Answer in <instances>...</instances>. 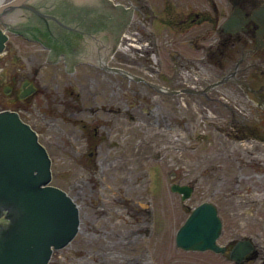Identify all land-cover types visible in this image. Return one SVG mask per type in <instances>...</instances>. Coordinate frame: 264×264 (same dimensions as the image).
<instances>
[{"label":"flooded vegetation","instance_id":"1","mask_svg":"<svg viewBox=\"0 0 264 264\" xmlns=\"http://www.w3.org/2000/svg\"><path fill=\"white\" fill-rule=\"evenodd\" d=\"M7 1L0 2V110L17 112L35 129L52 165L47 143L73 148L72 192L67 191L79 209L77 233L86 215L83 203L91 204L86 223L93 237H102L99 245H107L104 252L90 253L94 264H264V157L252 159L257 165L252 163L251 171L241 170L248 161L240 155L231 157L237 167L233 187L219 195L233 202L235 224L228 228L227 206L213 200L222 218L221 249L178 247L174 232V247L185 252L160 256L157 244L165 228H159L155 212L159 196L153 194L144 206L139 190L149 177L158 187L145 166L150 159L159 162L158 151L147 149L129 123L141 129L144 114L154 116L161 106L160 95L182 91L208 97L226 82L245 97L249 116L264 115V0H17L4 11ZM181 38L199 55L185 53ZM166 47L179 67L197 75L161 74L160 53ZM132 65L142 71H131ZM161 79L187 84L170 87ZM229 106L230 114L238 112ZM235 120L234 139L264 144V135L256 132L260 125ZM130 127L133 140L125 138ZM132 175L135 181L129 180ZM182 183L190 186L191 196L195 182ZM129 186L141 200L128 197ZM245 214L248 223L238 219ZM115 243L121 251L112 250Z\"/></svg>","mask_w":264,"mask_h":264},{"label":"rangeland","instance_id":"2","mask_svg":"<svg viewBox=\"0 0 264 264\" xmlns=\"http://www.w3.org/2000/svg\"><path fill=\"white\" fill-rule=\"evenodd\" d=\"M179 9H176V11ZM176 28H179L178 23H176ZM177 38L179 41L178 35ZM180 42L181 46L183 47L184 45L185 47V53L192 55L197 53L196 55H199V52L194 50L193 47H188L187 43H184L183 38H181ZM126 49L130 50L131 48ZM168 49L166 47L160 53L159 69L161 74L172 75L174 71H178L182 76L195 74L191 69L179 67L175 59L172 58V50L169 51ZM130 51L135 55H140V52L137 50ZM128 68L136 73L142 71L140 66L138 67L137 65H132ZM161 80L160 83L170 87L187 84L186 82L173 84L169 83L170 81H167V79ZM186 81L196 86L202 85L201 82L189 81L188 78H186ZM131 86L135 88L136 82L131 81ZM233 87L234 84L226 82L218 86L219 91L215 89L210 90L208 97L188 94L182 91L175 95H160L161 106L156 107L157 112H155L154 116L143 113L144 116L140 121V123H143L141 124V126L143 125L141 129L135 121L131 120L129 122L135 130L137 129L136 136L140 135L144 139V146L150 151L151 148L154 151H158L159 162L150 159L148 165H145L147 168L151 167L150 173L158 180V187L157 189L155 187V178L152 183L149 181L151 180V177H149V180L147 178L144 180V182L146 181L144 185H140L142 190H139L143 192L142 203L144 206L150 203L147 200L150 196L155 193H158L159 196L158 207L155 204V212L159 219V228H165L164 231H160L159 243L157 244V251L160 253V256H167V252H180V254L185 252L182 249L176 250L174 247L175 229L183 221L192 205L203 199L216 200L223 207L227 206L225 213L226 224L228 228L235 224V220L230 215L229 210L231 209L229 204L233 202L227 199V195H219L233 187L237 167L236 164H232L234 160L232 161L231 157L240 155V158L248 161L242 162L245 164L241 163V170L243 171L247 169L251 171V166L253 164L257 165L252 162L254 157L259 159L264 157L263 143L260 141L256 142L251 138L234 139L237 130H230L232 119H236V122H245L250 125L255 124L254 126L260 125V127L257 126L256 132L258 131L257 133L264 135V115L256 111V116H249L248 111L243 109L245 97L237 95ZM128 92L130 91L128 90ZM216 97H219L221 100L216 99ZM145 98L147 102L151 101L148 95H145ZM188 102L191 103V106L186 105ZM201 102L206 106H203ZM231 104H233L234 109L238 110L234 115L230 114L229 105ZM201 107L205 112L202 111ZM132 109L133 111L135 110L134 108ZM217 109L223 111L224 114L217 115L215 111ZM153 120L159 126L154 125ZM168 124H172V126L168 127ZM218 125L221 128H218ZM52 131L56 133L54 128ZM247 132L238 131L242 135ZM133 135L134 131H132L131 127L128 128L125 138L130 137L132 139ZM148 143H153L154 147ZM47 144L53 156V176L51 182L72 192L69 185L72 182L73 148L69 146L60 147L52 143ZM172 172L177 174L176 177L171 175ZM129 180L135 181V176H130ZM173 181H194L196 184L195 190L190 197L182 199L177 191L171 190L170 184ZM140 187L138 186V188ZM243 187L244 183H241L240 188L242 189ZM130 188L129 186L127 189L128 197L133 201L135 198L141 200L140 196L135 195V190H131ZM83 204L85 205L86 215L82 220L81 230L66 246L53 252L50 264H94L90 253L95 250L101 252L107 250V245H105L106 248L99 245L103 241L102 237H93L91 233L92 226L86 223L88 213L93 206L91 204ZM247 217V214H245L238 216V219L248 223ZM96 225L101 228L103 227L100 222H97ZM119 247H121L119 243L112 244L113 251H121Z\"/></svg>","mask_w":264,"mask_h":264},{"label":"water","instance_id":"3","mask_svg":"<svg viewBox=\"0 0 264 264\" xmlns=\"http://www.w3.org/2000/svg\"><path fill=\"white\" fill-rule=\"evenodd\" d=\"M16 2L7 1L4 11ZM50 164L35 130L17 112L0 110V264H48L52 251L75 234L77 205L50 182ZM172 188L184 191L183 198L189 194L185 184ZM220 230L215 204L203 200L178 228L176 241L186 248H219Z\"/></svg>","mask_w":264,"mask_h":264},{"label":"bare ground","instance_id":"4","mask_svg":"<svg viewBox=\"0 0 264 264\" xmlns=\"http://www.w3.org/2000/svg\"><path fill=\"white\" fill-rule=\"evenodd\" d=\"M1 1H2V0H0V2H1ZM42 1H43V0H42ZM42 1H41V2H42ZM47 1H48V0H47ZM1 3H3V2H1ZM42 4H43V3H42ZM45 4H46V3H45ZM63 19H64V18H63Z\"/></svg>","mask_w":264,"mask_h":264}]
</instances>
